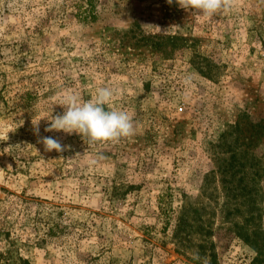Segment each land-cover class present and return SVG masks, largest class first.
<instances>
[{
	"label": "rangeland",
	"instance_id": "rangeland-1",
	"mask_svg": "<svg viewBox=\"0 0 264 264\" xmlns=\"http://www.w3.org/2000/svg\"><path fill=\"white\" fill-rule=\"evenodd\" d=\"M103 86L134 136L45 131L67 90ZM20 257L264 264V0L211 19L167 0H0V264Z\"/></svg>",
	"mask_w": 264,
	"mask_h": 264
},
{
	"label": "clouds",
	"instance_id": "clouds-1",
	"mask_svg": "<svg viewBox=\"0 0 264 264\" xmlns=\"http://www.w3.org/2000/svg\"><path fill=\"white\" fill-rule=\"evenodd\" d=\"M176 3L185 11L195 12L197 15L211 19L221 12H228L234 6L235 0H167L169 5ZM184 84L191 86V77H185ZM118 90L110 87H98L89 99H83L78 93L67 90L60 105L64 106L63 114L51 115L46 132L53 130L66 134H78L92 146L97 143H119L122 139L130 138L136 133L133 116L126 109L113 106ZM34 126V133L39 134L38 123ZM46 151L63 152L68 147L59 138L42 137L39 141ZM104 157L98 155L88 161L89 166L96 165Z\"/></svg>",
	"mask_w": 264,
	"mask_h": 264
},
{
	"label": "trees",
	"instance_id": "trees-1",
	"mask_svg": "<svg viewBox=\"0 0 264 264\" xmlns=\"http://www.w3.org/2000/svg\"><path fill=\"white\" fill-rule=\"evenodd\" d=\"M172 40H176V37H171ZM19 264H30L29 261L27 259H24L22 257H20L19 259ZM1 262V261H0Z\"/></svg>",
	"mask_w": 264,
	"mask_h": 264
}]
</instances>
